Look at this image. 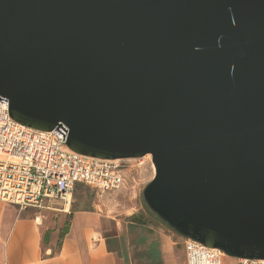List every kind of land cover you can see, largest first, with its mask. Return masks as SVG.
I'll use <instances>...</instances> for the list:
<instances>
[{
	"label": "water",
	"instance_id": "1",
	"mask_svg": "<svg viewBox=\"0 0 264 264\" xmlns=\"http://www.w3.org/2000/svg\"><path fill=\"white\" fill-rule=\"evenodd\" d=\"M78 154L142 158L147 210L264 260V0H0V102Z\"/></svg>",
	"mask_w": 264,
	"mask_h": 264
},
{
	"label": "built area",
	"instance_id": "2",
	"mask_svg": "<svg viewBox=\"0 0 264 264\" xmlns=\"http://www.w3.org/2000/svg\"><path fill=\"white\" fill-rule=\"evenodd\" d=\"M55 129L41 131L19 124L8 115V102H0V200L19 208L68 211L78 184L101 192L134 182L143 168L142 158L103 159L69 150ZM154 172V166L150 160ZM187 264H222L225 255L185 238ZM239 264L264 260L238 259Z\"/></svg>",
	"mask_w": 264,
	"mask_h": 264
},
{
	"label": "crops",
	"instance_id": "3",
	"mask_svg": "<svg viewBox=\"0 0 264 264\" xmlns=\"http://www.w3.org/2000/svg\"><path fill=\"white\" fill-rule=\"evenodd\" d=\"M42 210L0 200V264H187L185 237L161 223L129 222L135 225L130 237L126 225L104 227L107 220L92 209L72 210L69 228L53 251V240L43 242Z\"/></svg>",
	"mask_w": 264,
	"mask_h": 264
},
{
	"label": "rangeland",
	"instance_id": "4",
	"mask_svg": "<svg viewBox=\"0 0 264 264\" xmlns=\"http://www.w3.org/2000/svg\"><path fill=\"white\" fill-rule=\"evenodd\" d=\"M151 156L149 159L142 160L143 168L140 175H136L134 182H128L121 188L110 192H101L89 186L78 184L73 195V203L68 211H63L58 205H53L55 209H43L42 217L44 223L43 238L46 236L47 242L52 241V250L58 247V239L64 236L63 231L68 230L71 222V212L77 209H92L107 221L103 224L108 229H113L115 222L117 225H126L124 231L128 236H132L135 230V225L128 224L129 222H140L153 220L158 225L170 229L174 236L177 233L164 224L161 220L153 216L145 207L142 200V190L144 186L152 179L154 172L150 165ZM40 212V211H38ZM107 223V226H105ZM133 232V233H132ZM63 234V235H62ZM225 264H236L237 261L233 257L227 256ZM234 262V263H233Z\"/></svg>",
	"mask_w": 264,
	"mask_h": 264
},
{
	"label": "trees",
	"instance_id": "5",
	"mask_svg": "<svg viewBox=\"0 0 264 264\" xmlns=\"http://www.w3.org/2000/svg\"><path fill=\"white\" fill-rule=\"evenodd\" d=\"M66 231H67V229L63 231V234H65ZM63 234H62V235H63ZM46 239H47V238H46V236H45V237L43 238V242H45ZM61 239H62V238L58 239V241H57V242H58V245H59Z\"/></svg>",
	"mask_w": 264,
	"mask_h": 264
},
{
	"label": "bare ground",
	"instance_id": "6",
	"mask_svg": "<svg viewBox=\"0 0 264 264\" xmlns=\"http://www.w3.org/2000/svg\"><path fill=\"white\" fill-rule=\"evenodd\" d=\"M144 158L149 159L150 158V154L145 155Z\"/></svg>",
	"mask_w": 264,
	"mask_h": 264
}]
</instances>
